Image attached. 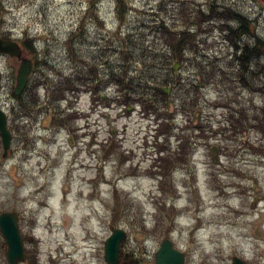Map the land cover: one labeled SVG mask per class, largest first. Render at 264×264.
<instances>
[{
  "label": "rangeland",
  "instance_id": "obj_1",
  "mask_svg": "<svg viewBox=\"0 0 264 264\" xmlns=\"http://www.w3.org/2000/svg\"><path fill=\"white\" fill-rule=\"evenodd\" d=\"M89 1L0 0V30L16 38L33 36L42 64L31 86L33 98L27 93V109L19 108L7 88L0 94L9 109V125L13 124L5 156L0 140V212L20 214L19 226L30 251L36 248L31 235L38 240V264H51L47 257L61 247L59 264H106L103 246L114 224L124 225L127 233L120 245L126 264H153L165 237L184 252L187 264H229L232 255L247 264H264V200L257 204L256 199L264 198V67L261 93L242 87L234 71L230 73L234 81L220 71L199 89L195 111L182 114L175 107L187 96L186 83L196 78L188 62L180 69L183 92L164 113L168 125L158 123L156 115L144 112L140 104L121 102L114 84L102 83L106 88L94 97L85 89L79 94L65 90L59 96L55 83L61 81L65 88L62 82L72 73L64 43ZM127 1L125 29H134L149 49L162 48L152 32L158 15L173 23L183 1L195 8L212 2L226 5L246 15L255 33L264 38V0ZM94 4L103 26L89 22L81 38L74 40L78 53L86 57L96 56L101 39L117 26L113 0ZM223 34L218 28L203 34L196 59L210 58L218 67H232L227 54L233 50ZM17 64L0 57L4 86ZM102 66L99 69L106 72ZM230 83L232 89L224 86ZM232 116L245 121L235 134L228 132V123L221 126ZM179 138L188 151L187 158L182 157L184 167L174 170L173 180L166 178L161 188L149 167L157 164L160 151L174 154ZM163 199L175 208L157 212L156 203ZM170 215H176L174 221ZM0 245V264H8L1 239ZM70 255L78 260L72 261Z\"/></svg>",
  "mask_w": 264,
  "mask_h": 264
},
{
  "label": "trees",
  "instance_id": "obj_2",
  "mask_svg": "<svg viewBox=\"0 0 264 264\" xmlns=\"http://www.w3.org/2000/svg\"><path fill=\"white\" fill-rule=\"evenodd\" d=\"M115 2L117 4L115 10L117 26L101 39V43L97 46L98 54L96 56L86 57L79 54L75 47L74 40L81 38L84 32V20L78 24L65 41L64 46L72 61V73L68 74L65 79V75L61 74L65 88L61 87V81L55 83L54 87H57L59 96L64 94L65 90V93L79 94L80 91H83L82 89H85L90 91L94 97L98 94L97 91H102V83L106 86L109 83L114 84L121 94V102L123 101L127 106L130 102L140 104L145 112L156 115V119L161 121V124L168 125L164 113H167L171 104L175 103L176 94L183 92L181 91L183 88L179 87L184 82L180 76V69L188 62L193 64L196 78L194 81L186 83L187 89H184V94L192 98L188 100L187 96L183 98L184 94L180 95L183 101L175 107L176 111L178 110L182 114L195 111L199 100V89L213 81L217 72L221 71L225 75L224 78L235 80L234 75H227L224 73V69L216 68L212 60L196 59L195 51L198 50L199 44L197 37L201 31H204L203 24L212 22L210 27H220L221 30L227 32V39L232 42V45L237 46L242 35L253 33L247 17L226 5H215L212 2L205 8L200 4L195 8L183 1L173 23H168L165 16L158 15V22H155L152 32L162 48H157V45H154L149 49L137 39L139 34L134 29H125L128 2L126 0H115ZM91 12L92 18L102 26V20L100 16L98 19L97 12H93L92 8L88 14ZM257 42L253 47L244 46L243 54L236 55L233 58L234 63L232 62L231 73L233 74L234 71L239 76L238 79L242 86L250 88L252 80L255 79V73L252 72V75L248 77L246 72L254 61L252 59L258 56L264 48L262 41L257 40ZM191 53L194 55L193 58L188 57V54ZM101 65H104L102 67L104 70L106 69V72L99 69ZM233 83L224 86H229L232 89ZM225 90L228 93L227 87ZM179 142L180 145L174 150V154L167 153L168 155L158 157V171L156 172L163 175L162 184L165 182V175L169 174L175 166H180L184 162L182 157L187 158L186 142L182 138H179Z\"/></svg>",
  "mask_w": 264,
  "mask_h": 264
},
{
  "label": "water",
  "instance_id": "obj_3",
  "mask_svg": "<svg viewBox=\"0 0 264 264\" xmlns=\"http://www.w3.org/2000/svg\"><path fill=\"white\" fill-rule=\"evenodd\" d=\"M0 51L20 56L21 50L16 43L0 39ZM31 64L28 59H23L17 72V86L15 93H19L24 87ZM0 134L3 138L4 146L8 145L9 134L5 127V116L0 111ZM16 213L4 212L0 215V232L7 243L6 255L11 264H16L18 260L24 259L23 248L19 230L16 223ZM125 236L121 229H115L105 242V260L109 264L118 261V248L120 240ZM155 264H183L182 254L171 247L168 240L164 241L156 254ZM232 264H243L239 258H234Z\"/></svg>",
  "mask_w": 264,
  "mask_h": 264
},
{
  "label": "flooded vegetation",
  "instance_id": "obj_4",
  "mask_svg": "<svg viewBox=\"0 0 264 264\" xmlns=\"http://www.w3.org/2000/svg\"><path fill=\"white\" fill-rule=\"evenodd\" d=\"M11 80H12V78H11Z\"/></svg>",
  "mask_w": 264,
  "mask_h": 264
}]
</instances>
